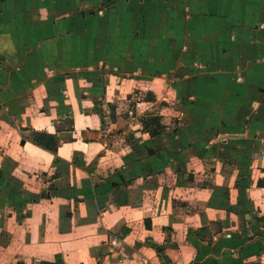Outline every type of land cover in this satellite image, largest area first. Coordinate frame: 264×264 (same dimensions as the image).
<instances>
[{"label": "crops", "instance_id": "1", "mask_svg": "<svg viewBox=\"0 0 264 264\" xmlns=\"http://www.w3.org/2000/svg\"><path fill=\"white\" fill-rule=\"evenodd\" d=\"M0 264H264V0H0Z\"/></svg>", "mask_w": 264, "mask_h": 264}, {"label": "rangeland", "instance_id": "2", "mask_svg": "<svg viewBox=\"0 0 264 264\" xmlns=\"http://www.w3.org/2000/svg\"><path fill=\"white\" fill-rule=\"evenodd\" d=\"M136 1H139V0H136ZM142 1H147V0H140V2H142ZM103 9L112 10L113 8L110 7V5H105V6H103V8H98V12H95L94 9H90V8L85 9V12H83V15H85V17H88V22L87 23H81L79 21V19L77 21H75V19H77V18H74L73 19L74 22H73V24H71V26H72L71 30H74V31L77 30L78 31L80 29H84V30L86 29L88 32H91L93 35H95L96 33L99 36L102 35L103 36L102 39L101 38L96 39L95 37L93 39H88V40H79L78 39V40H76L75 43H77V46H79V48L81 46L86 47L88 51L95 50L94 49L95 47L99 48V53H89V54L87 53V55L83 56V62H85L87 64H93L94 66H98V67L99 66L106 67V65H108L109 68H113V66H115L116 63L121 61L122 56L121 55L120 56H117V55L113 56V54H110L111 48H112V46L115 45V42L117 40L115 37L113 38L112 34L114 33L117 36V34L119 32L118 30H120L124 35H126L129 31V28H131V25L128 22H126V23L120 22L118 24V27H116V22L113 21L112 17L110 16L111 15L110 13H109V15H107L108 16L107 19H104L103 21H101L99 19V17L93 19L92 16H95L96 14L100 15V13H102L101 11ZM122 9H123L122 7L119 8V13L121 14V17H122V15H125L124 11H126L125 8L123 10ZM73 13H76V12L74 11ZM78 16H81V14H78ZM22 25L24 26L25 24H20L19 28L22 29L23 28ZM140 28H143V25L141 23L135 25V31L134 32L139 33ZM132 30H134V27L132 28ZM122 33H120V34H122ZM141 40L142 39L138 40L137 45L142 46V48H144L146 46L147 42H146V40H144V41H141ZM127 43H128L127 39H121L120 46L121 47L127 46ZM79 57L80 56H77L76 60ZM175 60H176L175 58L172 59L171 62H169V65L175 66V64H176ZM113 62H115V63H113ZM97 71H99V70H97ZM224 76L225 75H223V78H224ZM157 85H159V86L161 85L160 81L155 83V85L153 86V88H154L153 91L157 89L156 88ZM145 87H147L146 84H145ZM136 94H139V96H141L142 98H144L146 100H150L149 95H147V93H143V91H140V89L136 90ZM153 96H154V98L152 100H154L156 103H152V105H153L152 107L149 105V106H146V108L145 107L143 108L144 110L146 109L145 112L147 115V119H149L150 117H152V118L158 117L159 118V116H161V114L165 113V112L163 113V111H162V113L160 112L161 108H160L159 103H158V101L161 100L163 98V96L159 93L158 90H156V92L153 93ZM168 96H169V93H168ZM172 97H173V95H172ZM147 108H150V109H147ZM165 119H167V118H165ZM168 121L171 123L170 127L172 129L175 127H179L178 124L180 121H171V120H168Z\"/></svg>", "mask_w": 264, "mask_h": 264}, {"label": "trees", "instance_id": "3", "mask_svg": "<svg viewBox=\"0 0 264 264\" xmlns=\"http://www.w3.org/2000/svg\"><path fill=\"white\" fill-rule=\"evenodd\" d=\"M146 127L154 128V130H152V135H157L159 129L162 127L160 119L158 117H150L149 119H147Z\"/></svg>", "mask_w": 264, "mask_h": 264}]
</instances>
